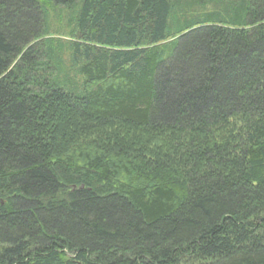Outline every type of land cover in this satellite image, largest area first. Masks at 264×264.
<instances>
[{"label": "trees", "instance_id": "16d2710c", "mask_svg": "<svg viewBox=\"0 0 264 264\" xmlns=\"http://www.w3.org/2000/svg\"><path fill=\"white\" fill-rule=\"evenodd\" d=\"M0 264H264V0H0Z\"/></svg>", "mask_w": 264, "mask_h": 264}]
</instances>
